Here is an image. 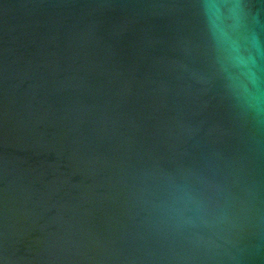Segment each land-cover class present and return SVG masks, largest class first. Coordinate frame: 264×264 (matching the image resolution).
Instances as JSON below:
<instances>
[{"label": "water", "instance_id": "water-1", "mask_svg": "<svg viewBox=\"0 0 264 264\" xmlns=\"http://www.w3.org/2000/svg\"><path fill=\"white\" fill-rule=\"evenodd\" d=\"M0 264H264V0H0Z\"/></svg>", "mask_w": 264, "mask_h": 264}]
</instances>
